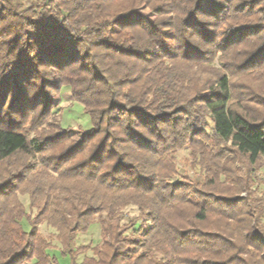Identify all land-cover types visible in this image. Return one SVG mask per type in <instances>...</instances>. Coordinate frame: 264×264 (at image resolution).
<instances>
[{"label": "trees", "instance_id": "obj_1", "mask_svg": "<svg viewBox=\"0 0 264 264\" xmlns=\"http://www.w3.org/2000/svg\"><path fill=\"white\" fill-rule=\"evenodd\" d=\"M244 73L258 83L231 82ZM62 85L92 127L57 155L80 161L55 186L33 176L30 205L71 264H264V197L253 189L264 165V0H0V162L67 140L24 132ZM182 148L201 181L171 180L163 156ZM128 206L147 222L138 239L121 226ZM94 222L102 243L76 263V237ZM36 224L0 200V264L29 254L57 264L31 244Z\"/></svg>", "mask_w": 264, "mask_h": 264}, {"label": "rangeland", "instance_id": "obj_2", "mask_svg": "<svg viewBox=\"0 0 264 264\" xmlns=\"http://www.w3.org/2000/svg\"><path fill=\"white\" fill-rule=\"evenodd\" d=\"M20 2L23 6L32 4L38 7L39 5H49L51 0H20ZM139 11L143 16L145 28L151 30L154 16L145 7H142ZM217 57L214 59L213 65L216 68H220ZM250 78L255 81L251 82ZM256 79L257 76L253 78L252 73L230 77L231 82L236 86L248 84V86L253 87L258 83ZM51 98L52 108L49 115L39 120L35 126H32L30 121H28L24 132L28 139L40 137V135L42 137L48 135L49 137L53 134H64L67 140L63 141L61 139L53 143H47L46 150L42 153L34 152L31 156L18 155L15 158L0 162V195L4 191L9 193L6 197L0 196V200H8V202L12 200L18 201L24 208L25 217L37 222L36 236L31 240L34 248L39 249L40 252L43 248L49 247L47 253L55 259L57 264H71V256L60 251L61 248L56 239L55 230L43 221L46 215L37 216L41 206L32 208L30 205V195L33 186L31 183L34 181L32 179L33 176H38L41 178L44 187L45 184L50 183L55 186L57 183L53 181L66 176V172H70L71 166L76 165L80 159L69 160L66 163L65 158L60 159L57 155L65 152L71 144L76 143L80 138V134L85 130L91 129L92 125L89 115L84 112L82 104L73 99L70 88L67 85H62L59 91L54 93ZM208 122L209 126L206 128V133L211 135V124L209 120ZM189 153L188 148H182L170 150L164 154L163 158L166 159L165 157L169 156L174 165L175 174L171 177L172 181L194 184L202 180L199 169L192 168ZM53 156H55V159L52 161ZM261 161L264 162V157ZM238 166L243 168L242 164H238ZM255 176L257 179L253 189H255L257 195L264 197V165L256 170ZM122 215L121 226L125 231L124 235L129 239H138L142 229L147 225L145 217L134 206L126 207ZM97 218L98 216L95 217V220ZM20 224L25 231L28 232L30 230V225L25 218L21 220ZM101 243L100 226L97 222H94L87 231L78 233L76 237L75 248L81 253L76 257L75 262H82L84 256H92V249ZM28 249L27 247L25 250ZM33 256L29 254L25 260L17 264H34L37 259Z\"/></svg>", "mask_w": 264, "mask_h": 264}, {"label": "crops", "instance_id": "obj_3", "mask_svg": "<svg viewBox=\"0 0 264 264\" xmlns=\"http://www.w3.org/2000/svg\"><path fill=\"white\" fill-rule=\"evenodd\" d=\"M35 264V263H34Z\"/></svg>", "mask_w": 264, "mask_h": 264}]
</instances>
